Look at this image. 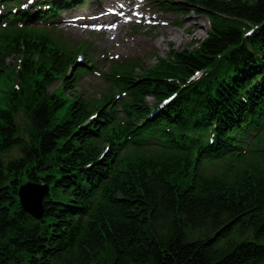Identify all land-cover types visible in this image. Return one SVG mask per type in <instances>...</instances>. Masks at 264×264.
I'll use <instances>...</instances> for the list:
<instances>
[{
	"label": "trees",
	"instance_id": "obj_1",
	"mask_svg": "<svg viewBox=\"0 0 264 264\" xmlns=\"http://www.w3.org/2000/svg\"><path fill=\"white\" fill-rule=\"evenodd\" d=\"M175 1L210 18L208 37L118 69L124 114L79 92L88 47L0 31V264H264V0ZM28 181L50 186L39 221Z\"/></svg>",
	"mask_w": 264,
	"mask_h": 264
},
{
	"label": "rangeland",
	"instance_id": "obj_2",
	"mask_svg": "<svg viewBox=\"0 0 264 264\" xmlns=\"http://www.w3.org/2000/svg\"><path fill=\"white\" fill-rule=\"evenodd\" d=\"M178 1H192V0H178ZM191 10V7H187ZM83 10L89 9V6H84ZM156 10L157 8L154 7ZM159 15L169 24L164 28H156L151 30L150 28H139L138 30L132 29V26L126 27L119 32L121 41L124 44L123 54L115 52L117 46L110 42L111 45L104 48L100 43L106 42L107 39L101 35L91 34L89 32H80L77 35H73L67 30L60 29L59 35L72 45H76L81 41H88L92 46H97V54L95 56L96 66L101 73L107 72L111 68L109 61V52L112 55L120 56L122 59H139L147 69L151 68L157 60L155 57L166 59L171 49L177 52L192 51L199 43L192 45L193 42L204 41L208 37V32L211 29L210 20L206 15H201L190 11L179 12H158ZM64 27V26H63ZM108 41V40H107ZM151 45V46H150ZM114 52L116 54H114ZM105 55V58H103ZM16 63L15 59H9L7 65H13ZM61 82H56L49 88L50 92L58 90ZM109 89V83L102 77H98L95 74L88 73L83 75L80 80L79 92L83 93L86 97L95 99L100 98L101 95L107 93ZM155 100L153 98L148 99V104L154 106ZM66 116L65 112L61 111L57 114L53 120V125H60L64 122ZM22 122V118L19 119ZM18 155L13 151L10 157Z\"/></svg>",
	"mask_w": 264,
	"mask_h": 264
},
{
	"label": "water",
	"instance_id": "obj_3",
	"mask_svg": "<svg viewBox=\"0 0 264 264\" xmlns=\"http://www.w3.org/2000/svg\"><path fill=\"white\" fill-rule=\"evenodd\" d=\"M49 195V186L27 183L20 187L18 196L23 210L36 221L44 217V200Z\"/></svg>",
	"mask_w": 264,
	"mask_h": 264
},
{
	"label": "bare ground",
	"instance_id": "obj_4",
	"mask_svg": "<svg viewBox=\"0 0 264 264\" xmlns=\"http://www.w3.org/2000/svg\"><path fill=\"white\" fill-rule=\"evenodd\" d=\"M75 34H79V30H76V31H75ZM107 42H108V41H107ZM150 46H151V45H150Z\"/></svg>",
	"mask_w": 264,
	"mask_h": 264
}]
</instances>
